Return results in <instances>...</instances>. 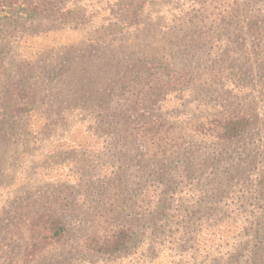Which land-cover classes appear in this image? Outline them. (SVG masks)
Listing matches in <instances>:
<instances>
[{
    "label": "rangeland",
    "instance_id": "1",
    "mask_svg": "<svg viewBox=\"0 0 264 264\" xmlns=\"http://www.w3.org/2000/svg\"><path fill=\"white\" fill-rule=\"evenodd\" d=\"M127 4L59 0L36 16L10 21L7 33L0 34V100L4 88L20 80L35 82L56 104L64 102L52 93L76 86L73 75H85V87L102 93L125 82L123 90L137 94L154 90L153 80L138 77L143 65L159 72V82L189 72L180 87L153 97V105L134 120L137 127L147 119L175 125L171 144L180 148L173 156L148 159L151 145L120 137L119 123L103 126L95 113H82L80 123L62 128L57 115L40 127L34 116L24 146L27 136L0 131V264H21L18 241L10 245L6 239L20 214L48 210L61 198L69 203L61 210L67 238L34 264H246L245 243L250 249L264 246L257 237L264 239L261 231L253 232L264 226V59L257 52L263 40L247 32L250 14L264 8V0L223 25L200 12L216 5L212 0H148L134 26L126 21ZM190 11H197V18L185 15ZM247 109H253L256 124L233 142H219L198 129L214 114ZM0 119H6L2 110ZM156 187L164 190L162 199L180 193L182 201L175 206L168 237L151 245L145 260L108 258L80 248V237L96 218L118 210L114 202L128 206L125 218L137 211L131 209L136 200L150 198ZM120 215L118 210L115 218ZM252 216L255 224L249 225ZM233 248L232 255L227 253Z\"/></svg>",
    "mask_w": 264,
    "mask_h": 264
},
{
    "label": "trees",
    "instance_id": "2",
    "mask_svg": "<svg viewBox=\"0 0 264 264\" xmlns=\"http://www.w3.org/2000/svg\"><path fill=\"white\" fill-rule=\"evenodd\" d=\"M147 1L126 0L128 2L126 5L128 11L126 21L130 26H134L136 22L139 23ZM241 1L212 0L216 5L210 7L211 4H209L204 9L201 8L205 11H200V8L199 11L201 13L206 12L208 16L219 20L220 25H223L229 20L239 19L245 11L247 13L255 2V0ZM58 3L59 0H0V34L7 33L10 21L19 22L22 18H25L24 16H36L43 10V7L52 8ZM185 15L197 18V11H190ZM250 16L249 21L252 23L249 24L247 32H257L262 37L263 42L260 43V46H263V48L258 49L257 52L264 59V8H255ZM152 69L143 65L138 77L146 82L153 80V92L140 91L137 94H131V90H123L125 82L123 84L122 82H116L111 89L102 93L98 91L97 87L93 89L85 87L89 79L85 75H73L70 79L76 81V86L64 85L61 88L62 90L52 93L64 102L61 103L55 99L56 104L49 103L46 100L48 93H43L40 88V91H38V87L34 85L35 82L15 81V85L12 84L4 88L6 93L0 100V110L3 111V116L6 118L5 120L0 119V131L2 133L5 131L6 133L17 132L15 134L18 138L27 136L20 143L24 146L29 141L28 136L31 134L29 127L32 126L31 118L34 116L39 118H36L37 123L38 120L41 121L40 127L50 123L52 114L57 115L59 116V120H57L60 122L59 127L62 128L64 125L74 126L80 123L78 118L82 113L89 115L95 113L103 118V126L108 125L111 127L119 123L121 125L120 137L141 140L151 145L152 147L146 150L148 159L158 155L163 157L173 156L180 148L178 143L171 144V134L176 129L175 125L172 124L167 127L163 119H147L140 127H137L134 120L139 116L140 111L149 109L153 105V97L163 93L164 90L180 87L179 84L185 80L189 72H179L178 78L170 77L167 82H159V72ZM192 73L191 71L190 74ZM156 80L158 81L156 82ZM187 91L188 87L184 88V92ZM69 93H71V96ZM256 121L257 117L253 109H247L234 114H214L206 122L199 124L198 129L206 135L214 136L219 142L226 143L241 138L247 130H250L256 124ZM2 145H6L4 141ZM161 187H156L152 196L148 199L138 198L135 206L131 207V209L135 208L137 211L132 210L126 213L125 218L122 217V214L128 206L122 207V204L119 205L114 202L115 205H112L119 210L120 217L115 218L118 210L114 211L113 208H110L108 214H100L94 221L92 228L80 237V248L85 253L108 258L123 259L130 257L135 258L138 262L145 260L147 253L154 249L150 246L161 245L159 241H163L168 237L167 232L173 225L172 219L175 216V206L182 201L180 193L178 197L171 200L162 199L159 193H164V190L161 191ZM57 201V199L54 200V205L52 204V207L48 210L27 209L24 215L20 214L17 225L11 226L6 239H8L10 245L18 241L20 245L18 259L21 264H34L45 254L60 247L65 242L68 227L64 222L61 210L66 209L69 203L64 201L63 198L59 201L60 204H57ZM73 204L71 201V211H74ZM165 204L166 207H164ZM166 208L169 210L171 208L172 213L167 212ZM262 214L263 212H260V218ZM121 217L124 221L117 220ZM252 217V222L249 217H246L244 222L249 220V225L255 224V216ZM159 221H162L160 225L158 224ZM155 226L158 230H155ZM258 231H261L264 235V226L256 227L253 232ZM257 237L259 242H263L264 239H261L260 236ZM145 244L149 245L147 250L144 249ZM245 247L248 251V259H250L246 264H264L263 245H257V248L253 246L250 249L249 244L245 243ZM240 248L244 250V247L239 246V250ZM234 250V248L233 250L229 249L227 253L232 255ZM216 264L229 263L222 261V263Z\"/></svg>",
    "mask_w": 264,
    "mask_h": 264
}]
</instances>
